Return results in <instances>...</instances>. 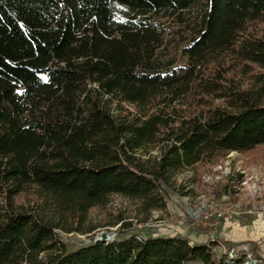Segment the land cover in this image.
<instances>
[{
  "label": "trees",
  "instance_id": "trees-1",
  "mask_svg": "<svg viewBox=\"0 0 264 264\" xmlns=\"http://www.w3.org/2000/svg\"><path fill=\"white\" fill-rule=\"evenodd\" d=\"M262 25L264 0H0V264H246L58 232L95 233L114 196L147 220L181 175L264 146Z\"/></svg>",
  "mask_w": 264,
  "mask_h": 264
},
{
  "label": "rangeland",
  "instance_id": "rangeland-1",
  "mask_svg": "<svg viewBox=\"0 0 264 264\" xmlns=\"http://www.w3.org/2000/svg\"><path fill=\"white\" fill-rule=\"evenodd\" d=\"M175 55L171 52L169 57ZM176 57L178 64H186L183 55ZM177 185L169 193L167 208L153 211L147 220L138 203L114 196L91 212L98 227L95 233L58 236L69 251L101 240L103 234L108 235L107 242L131 236L179 238L193 246L215 242L218 260L246 256L247 261L264 264V146L229 154L215 165H201L181 175ZM115 221L119 224L113 226ZM124 223L132 227L123 230Z\"/></svg>",
  "mask_w": 264,
  "mask_h": 264
},
{
  "label": "water",
  "instance_id": "water-1",
  "mask_svg": "<svg viewBox=\"0 0 264 264\" xmlns=\"http://www.w3.org/2000/svg\"><path fill=\"white\" fill-rule=\"evenodd\" d=\"M108 239H109L108 235L107 234H103L101 236V240H96V242H98V241L107 242Z\"/></svg>",
  "mask_w": 264,
  "mask_h": 264
},
{
  "label": "built area",
  "instance_id": "built-area-1",
  "mask_svg": "<svg viewBox=\"0 0 264 264\" xmlns=\"http://www.w3.org/2000/svg\"><path fill=\"white\" fill-rule=\"evenodd\" d=\"M231 258L234 259L233 256H231ZM246 264H257V263L255 261H252L251 259H249Z\"/></svg>",
  "mask_w": 264,
  "mask_h": 264
}]
</instances>
